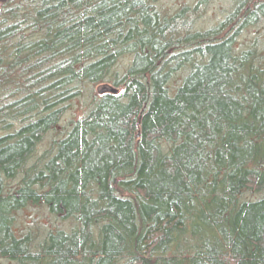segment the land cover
<instances>
[{
	"label": "trees",
	"instance_id": "trees-1",
	"mask_svg": "<svg viewBox=\"0 0 264 264\" xmlns=\"http://www.w3.org/2000/svg\"><path fill=\"white\" fill-rule=\"evenodd\" d=\"M250 3L203 30L197 4L0 0V264H264Z\"/></svg>",
	"mask_w": 264,
	"mask_h": 264
},
{
	"label": "rangeland",
	"instance_id": "rangeland-1",
	"mask_svg": "<svg viewBox=\"0 0 264 264\" xmlns=\"http://www.w3.org/2000/svg\"><path fill=\"white\" fill-rule=\"evenodd\" d=\"M251 0H160V3L164 8L169 9V11H176L180 8L190 6L195 9V5H198V9L192 15L190 20L192 21V28L198 27L201 29H211L220 25L227 17L230 16L231 12L234 10L235 6L240 2L244 5H252ZM255 1V0H254ZM191 9V8H190ZM189 28V27H188ZM233 28V27H232ZM230 28V31L232 30ZM192 30V29H191ZM239 39H263L264 40V18H260L254 27H249L244 29L241 33ZM127 61V58L124 60ZM106 83H99L91 87L92 93L100 95L99 87ZM112 90L116 89L112 85L106 84ZM90 91L88 92V95ZM67 109L62 118V124L70 120L77 119L85 110L86 106L84 100L81 99H70L66 103ZM60 127V126H59ZM31 214L36 220H42L44 222H50V215L46 213L44 209H27L25 211V221H29L30 218L26 217Z\"/></svg>",
	"mask_w": 264,
	"mask_h": 264
},
{
	"label": "water",
	"instance_id": "water-1",
	"mask_svg": "<svg viewBox=\"0 0 264 264\" xmlns=\"http://www.w3.org/2000/svg\"><path fill=\"white\" fill-rule=\"evenodd\" d=\"M100 92L103 93L104 91H115V90H112L110 87H108L107 85L104 86V87H101L100 89Z\"/></svg>",
	"mask_w": 264,
	"mask_h": 264
},
{
	"label": "bare ground",
	"instance_id": "bare-ground-1",
	"mask_svg": "<svg viewBox=\"0 0 264 264\" xmlns=\"http://www.w3.org/2000/svg\"><path fill=\"white\" fill-rule=\"evenodd\" d=\"M104 86H106V84L101 85V86L99 87V89H100L101 87H104ZM99 89H98V90H99ZM99 92H100V90H99ZM104 92H105V91H104ZM100 93H101V92H100Z\"/></svg>",
	"mask_w": 264,
	"mask_h": 264
}]
</instances>
